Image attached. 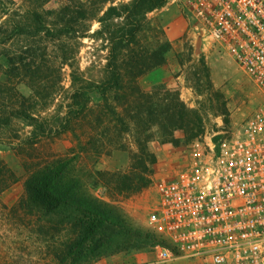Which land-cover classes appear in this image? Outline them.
<instances>
[{
  "label": "trees",
  "instance_id": "16d2710c",
  "mask_svg": "<svg viewBox=\"0 0 264 264\" xmlns=\"http://www.w3.org/2000/svg\"><path fill=\"white\" fill-rule=\"evenodd\" d=\"M50 1L0 0V141L25 170L14 213L22 225L33 224L40 252L81 264L137 250L147 238L96 187L130 195L148 186L156 162L148 142L155 135L171 141L176 131L198 137L207 112L188 107L158 79L168 43L148 41L147 15L167 0H64L47 7ZM85 38L106 52L103 63L81 67ZM69 132L76 144L67 153L36 152L44 140ZM108 147L129 151L127 171L96 169Z\"/></svg>",
  "mask_w": 264,
  "mask_h": 264
},
{
  "label": "rangeland",
  "instance_id": "374dc122",
  "mask_svg": "<svg viewBox=\"0 0 264 264\" xmlns=\"http://www.w3.org/2000/svg\"><path fill=\"white\" fill-rule=\"evenodd\" d=\"M63 1L52 0L47 7H54ZM97 26L94 23L92 28ZM146 35L153 47L168 43L166 64L158 68V79L164 80L167 87L178 90L181 100L188 107H198L200 110L202 106L205 107V131L193 139L182 131H176L171 141L155 135L147 146L155 154L156 162L152 167L150 183L143 189L126 195L115 194L107 187H96L95 192L119 206L128 216L130 226L147 238L139 241L137 250H121L81 264H210L205 260L183 256L163 262L156 259L155 246L160 238L147 221L148 213L156 202L155 183L191 165L194 162V148H205L210 144L220 148L263 102V95L250 77L218 42L195 33L190 17L176 3L167 1L161 8L148 13ZM105 54L99 43L85 38L79 55L81 67L85 68L94 60L103 63ZM198 78L200 81L197 85ZM65 84L68 85L67 79ZM23 91L27 92L26 89ZM208 98L214 102L213 109ZM197 139L200 140L198 144ZM75 144L76 139L69 132L55 139L44 140L36 152L65 154ZM108 150L109 153L101 154L96 161V169L127 171L129 151L122 148ZM0 171V187L5 185L0 190V264H60L51 254L40 252L44 247L35 241L33 224L22 225L18 214L14 213L12 206L24 194L25 170L14 150L2 141ZM11 173L13 177H10Z\"/></svg>",
  "mask_w": 264,
  "mask_h": 264
},
{
  "label": "built area",
  "instance_id": "2783aa9c",
  "mask_svg": "<svg viewBox=\"0 0 264 264\" xmlns=\"http://www.w3.org/2000/svg\"><path fill=\"white\" fill-rule=\"evenodd\" d=\"M167 1L190 17L196 34L218 42L263 102L220 148H194L191 165L156 181L147 216L160 238L156 259L264 264V0Z\"/></svg>",
  "mask_w": 264,
  "mask_h": 264
},
{
  "label": "crops",
  "instance_id": "0c3cea01",
  "mask_svg": "<svg viewBox=\"0 0 264 264\" xmlns=\"http://www.w3.org/2000/svg\"><path fill=\"white\" fill-rule=\"evenodd\" d=\"M181 256H183V255H180V256H177V257H181ZM177 257H176V258H177ZM183 257H185V256H183Z\"/></svg>",
  "mask_w": 264,
  "mask_h": 264
}]
</instances>
